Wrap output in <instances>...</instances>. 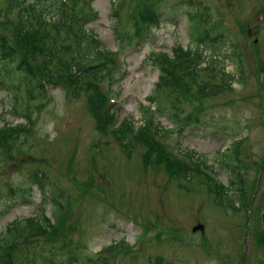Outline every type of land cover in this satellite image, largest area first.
<instances>
[{
  "label": "rangeland",
  "instance_id": "374dc122",
  "mask_svg": "<svg viewBox=\"0 0 264 264\" xmlns=\"http://www.w3.org/2000/svg\"><path fill=\"white\" fill-rule=\"evenodd\" d=\"M188 1L199 6H190ZM154 2H161L159 27L151 29L144 45L122 42V34L132 33L131 6ZM6 9V1H1L0 12ZM91 9L98 18L84 28L105 50L118 49V68L124 78L117 77L110 87L113 93H109L115 99L117 123L127 118L133 127H139L150 121L159 127L160 138L155 140L168 154L183 166L195 162L200 169L185 177L175 169L170 174L171 168L162 161L156 163L148 146L137 137L122 139L101 133L85 94L72 99L64 91L65 84L49 85L46 98L31 101L23 87L15 96L8 89L21 82V75L0 71V82L7 85L0 83V128L4 124L16 129L24 126L11 133L10 138L15 139L12 156L4 154L5 145L0 149V239L6 228L42 211L52 222L57 207L50 201L51 195L64 194L71 208L59 226L58 239L51 233L30 237L13 250L8 263H2L18 259L20 264H60L74 257L103 256L110 251H101L124 245L117 251L120 255L116 248L108 254L111 264H117L114 255L118 264H241L247 227L244 264H264V193L254 196L247 212L234 197V188L230 191L234 205L229 206L220 204L206 184V177L212 175L216 182L230 187L235 174H240L247 196L255 190L264 159V72L255 66L257 56L251 42L257 38L256 25L260 41H256L255 51L264 61V0H92ZM218 34L217 42L207 46L206 41ZM58 36L69 44L64 34ZM178 45H189L191 51L201 49L206 56L220 53L219 66L235 77L236 56L241 54L248 77L237 78L231 89L208 96L203 91L210 83H205L208 70L203 78L189 80L185 97L157 94L153 89L158 66L148 58ZM208 61L206 58L199 67L207 66ZM189 100L205 103L201 106ZM239 139L244 143L237 161L220 154ZM146 141L150 142L148 135ZM184 152L191 157L182 155ZM145 159L151 161L148 166ZM35 174L42 178V191L34 183ZM261 187L264 189V172L258 192ZM10 189L25 191L26 198L31 194L32 203L11 206ZM197 224L204 226L203 233L192 232ZM137 244L139 248L133 251Z\"/></svg>",
  "mask_w": 264,
  "mask_h": 264
},
{
  "label": "trees",
  "instance_id": "16d2710c",
  "mask_svg": "<svg viewBox=\"0 0 264 264\" xmlns=\"http://www.w3.org/2000/svg\"><path fill=\"white\" fill-rule=\"evenodd\" d=\"M1 1H6L7 9L5 13L0 12V66H2L0 71L2 74L15 73L18 76L21 75L20 83L11 84L14 81L9 82V85H11L8 86V89L13 92V95L15 96L22 87L24 88V92L29 94H41L43 92L42 81L54 82L59 85L66 84L70 92L69 96L72 99L78 98L80 93L86 95L87 105H89L91 115L97 122L106 125L109 121H112L113 116L111 112L102 110L106 102V95L100 92L99 84L105 80L111 81L114 77L116 71L114 70L115 63L113 54L105 50L95 39V35L84 28L87 23L96 20L98 14L92 9L85 10L82 8V14L77 15L76 1L73 3L71 10L67 9V6L63 3L60 4L59 0ZM27 1H30V4L20 10L23 11L20 17V19L22 18L21 21L14 25L8 16L11 9L13 7H19ZM187 4L190 6H199V4H193L190 1ZM38 7L41 8L38 9ZM49 7H51L50 10ZM52 7L56 9L52 10ZM25 9H31L32 14L23 17ZM50 11L51 13L46 14ZM44 14L46 15L43 16ZM47 15H49L48 18L46 17ZM129 17L132 18L131 15ZM134 20L136 26L135 38L137 39L140 33V26L152 20L151 9H145ZM7 32H11L12 36L7 35ZM56 32L58 35L64 34L65 40L69 44H65L62 40H59L57 34H54V36L50 34ZM120 40L122 42L124 40L130 42L132 35L125 34ZM211 41L217 42L215 39H211ZM206 45L209 46V43H206ZM236 57L239 64L240 60L238 56ZM206 58H209L208 65L199 67L200 63L205 61ZM221 58L222 55L220 53H212L210 56H206L202 52L191 51L189 47H186L184 50L180 46L174 47L171 53L159 52L151 54L148 59L151 64L158 66L160 70L156 84L157 94L165 92L167 95L186 96L190 88L189 80H197V77L203 78L208 70L210 72L205 78V83H209V81L210 83L208 86H205L206 88H203L205 95L213 96L222 89H231L232 82L237 80V78L240 79L242 76L241 67L240 64L236 67L237 75L235 77L233 73L225 72L219 66ZM76 74L78 76L73 78ZM0 83L3 87L7 88L5 83ZM197 101L202 102L201 100ZM127 123V120L123 119L113 131H121L122 135L126 136L130 134V130L133 133L138 132L139 134L142 129H145L141 127L134 131L132 126H126ZM23 129L24 126L16 129L8 124H4L0 128V149L5 145L4 154L6 156H12L9 153L12 152L13 141L15 139L10 138L11 133ZM138 139L142 140L146 145L150 143L146 141L147 136L144 134ZM221 154L229 158L230 161H235L238 154V145L235 146V144H232L228 151H223ZM158 156L160 159L162 158L160 152ZM33 177L43 189L41 178L37 174L33 175ZM207 184L211 192L214 193L211 183ZM233 188L236 192L234 197H236V200L243 207L247 202V193L242 185L240 176L236 174L230 182V187L220 186L221 194L217 196L219 203L229 206L234 205V198L232 197L234 193H230ZM9 194L14 197V200L9 198L12 201L11 206H16L21 203H32L30 195L29 198L25 197V191L10 189ZM5 197H8L7 194ZM51 200L57 207V211L54 213V220L57 221L55 223H58L64 213L67 212V197L60 193L50 198ZM64 200L66 203L63 204ZM44 217L45 214L42 211L37 216L6 228L0 239V259L13 249L19 237L33 234L41 235L47 233L49 229L55 230V223L52 224ZM110 250L112 249L103 250L101 253ZM104 255L95 258L71 259L63 264H110Z\"/></svg>",
  "mask_w": 264,
  "mask_h": 264
},
{
  "label": "water",
  "instance_id": "95a60500",
  "mask_svg": "<svg viewBox=\"0 0 264 264\" xmlns=\"http://www.w3.org/2000/svg\"><path fill=\"white\" fill-rule=\"evenodd\" d=\"M197 230L203 231V226L198 225V226H196V227L193 228V232H195Z\"/></svg>",
  "mask_w": 264,
  "mask_h": 264
}]
</instances>
